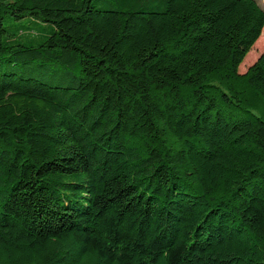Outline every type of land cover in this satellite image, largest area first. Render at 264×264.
I'll list each match as a JSON object with an SVG mask.
<instances>
[{"label": "trees", "instance_id": "obj_1", "mask_svg": "<svg viewBox=\"0 0 264 264\" xmlns=\"http://www.w3.org/2000/svg\"><path fill=\"white\" fill-rule=\"evenodd\" d=\"M263 36L257 0H0V264H264Z\"/></svg>", "mask_w": 264, "mask_h": 264}, {"label": "rangeland", "instance_id": "obj_2", "mask_svg": "<svg viewBox=\"0 0 264 264\" xmlns=\"http://www.w3.org/2000/svg\"><path fill=\"white\" fill-rule=\"evenodd\" d=\"M261 7L264 9V0H257ZM43 25V24H42ZM5 26L8 29H21L22 33L25 34L23 36V42L26 44H31V40L33 39H38L39 36L42 34L41 31V25H37L34 23L32 19H23L16 21L12 18H9L5 21ZM264 53V36L263 38L259 41L257 45L254 46V48L251 50L250 54L247 56L248 57V62L246 64H242L240 68L241 73H245L248 69L249 66L254 64L258 58Z\"/></svg>", "mask_w": 264, "mask_h": 264}]
</instances>
